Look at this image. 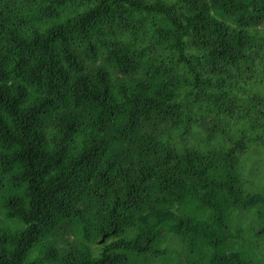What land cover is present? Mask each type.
<instances>
[{
  "label": "trees",
  "instance_id": "1",
  "mask_svg": "<svg viewBox=\"0 0 264 264\" xmlns=\"http://www.w3.org/2000/svg\"><path fill=\"white\" fill-rule=\"evenodd\" d=\"M12 3L0 264H264V0Z\"/></svg>",
  "mask_w": 264,
  "mask_h": 264
},
{
  "label": "rangeland",
  "instance_id": "2",
  "mask_svg": "<svg viewBox=\"0 0 264 264\" xmlns=\"http://www.w3.org/2000/svg\"><path fill=\"white\" fill-rule=\"evenodd\" d=\"M4 1L5 0H0V5H1L2 10H6V11H11L12 12V8H13L12 0H7L6 2H4ZM260 161H262V160H260ZM258 177L263 179L264 178V171L263 172H258ZM262 184H263V181H262ZM247 217H248V215L244 214V215L241 216V219H245ZM72 236L73 235H71L70 237H72Z\"/></svg>",
  "mask_w": 264,
  "mask_h": 264
}]
</instances>
